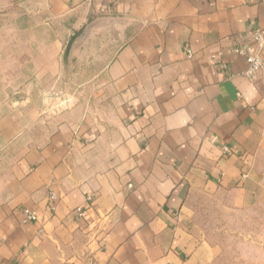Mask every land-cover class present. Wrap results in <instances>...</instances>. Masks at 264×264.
<instances>
[{
	"label": "crops",
	"instance_id": "1",
	"mask_svg": "<svg viewBox=\"0 0 264 264\" xmlns=\"http://www.w3.org/2000/svg\"><path fill=\"white\" fill-rule=\"evenodd\" d=\"M26 2L45 18L20 62L55 75L61 44L38 40L63 23V58L100 60L112 150L94 171L68 128L42 141L30 114L0 116V264H216L202 202L241 215L264 200V82L234 52L264 29V0Z\"/></svg>",
	"mask_w": 264,
	"mask_h": 264
},
{
	"label": "rangeland",
	"instance_id": "2",
	"mask_svg": "<svg viewBox=\"0 0 264 264\" xmlns=\"http://www.w3.org/2000/svg\"><path fill=\"white\" fill-rule=\"evenodd\" d=\"M44 18L43 9L26 0L0 4V116L30 114L34 137L42 141L60 127L68 128L80 145L79 161L94 171L104 170L112 146L102 136L109 127L110 107L105 104L99 58H63L68 33L57 22L43 29L38 40L46 46L56 36L61 44L56 74L40 75L31 64L20 62L37 42L31 28ZM3 165L0 152V171ZM201 205L203 229L217 246L216 264H264V200L241 215H228L209 201Z\"/></svg>",
	"mask_w": 264,
	"mask_h": 264
},
{
	"label": "built area",
	"instance_id": "3",
	"mask_svg": "<svg viewBox=\"0 0 264 264\" xmlns=\"http://www.w3.org/2000/svg\"><path fill=\"white\" fill-rule=\"evenodd\" d=\"M234 52L236 56L242 57L247 65L243 75L253 84L260 81L264 82V29L254 30L251 33L250 41L246 45L236 48ZM187 56H191L190 51L187 52ZM49 200L56 202L55 195L50 194ZM86 202L88 205H91L93 202L92 197H87ZM49 210L53 213L55 207L51 206ZM75 212L79 217H85L84 208L78 207L75 209ZM35 222H37L36 211L24 209L21 224L26 225ZM88 263L93 264L91 260Z\"/></svg>",
	"mask_w": 264,
	"mask_h": 264
},
{
	"label": "water",
	"instance_id": "4",
	"mask_svg": "<svg viewBox=\"0 0 264 264\" xmlns=\"http://www.w3.org/2000/svg\"><path fill=\"white\" fill-rule=\"evenodd\" d=\"M88 33H89V29L85 30V31H84V32L78 37V39H77L76 42H75V45L79 47V46L85 41V39L87 38Z\"/></svg>",
	"mask_w": 264,
	"mask_h": 264
}]
</instances>
